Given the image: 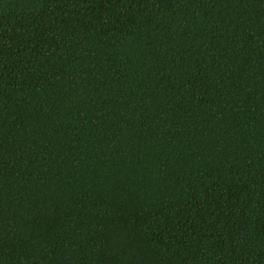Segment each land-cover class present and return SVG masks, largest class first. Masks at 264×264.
Instances as JSON below:
<instances>
[{
    "label": "trees",
    "instance_id": "trees-1",
    "mask_svg": "<svg viewBox=\"0 0 264 264\" xmlns=\"http://www.w3.org/2000/svg\"><path fill=\"white\" fill-rule=\"evenodd\" d=\"M0 264H264V0H0Z\"/></svg>",
    "mask_w": 264,
    "mask_h": 264
}]
</instances>
